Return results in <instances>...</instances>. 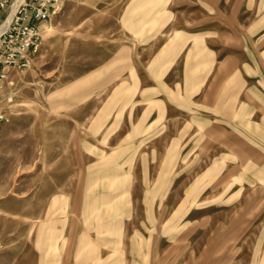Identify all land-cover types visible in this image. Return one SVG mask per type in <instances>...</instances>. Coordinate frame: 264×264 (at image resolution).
<instances>
[{"label":"rangeland","instance_id":"obj_1","mask_svg":"<svg viewBox=\"0 0 264 264\" xmlns=\"http://www.w3.org/2000/svg\"><path fill=\"white\" fill-rule=\"evenodd\" d=\"M0 111V264H264V0H61Z\"/></svg>","mask_w":264,"mask_h":264},{"label":"built area","instance_id":"obj_2","mask_svg":"<svg viewBox=\"0 0 264 264\" xmlns=\"http://www.w3.org/2000/svg\"><path fill=\"white\" fill-rule=\"evenodd\" d=\"M61 7V0H0V92L12 72L29 68L38 49L43 22ZM12 97L7 96L6 101ZM5 118L0 111V120Z\"/></svg>","mask_w":264,"mask_h":264},{"label":"bare ground","instance_id":"obj_3","mask_svg":"<svg viewBox=\"0 0 264 264\" xmlns=\"http://www.w3.org/2000/svg\"><path fill=\"white\" fill-rule=\"evenodd\" d=\"M21 0H17V2H20ZM6 25V22L5 23H2V25L0 26V30Z\"/></svg>","mask_w":264,"mask_h":264},{"label":"crops","instance_id":"obj_4","mask_svg":"<svg viewBox=\"0 0 264 264\" xmlns=\"http://www.w3.org/2000/svg\"><path fill=\"white\" fill-rule=\"evenodd\" d=\"M2 14H3V12L0 10V19L2 18ZM1 25H2V23H1ZM228 72H229V70L226 73H228Z\"/></svg>","mask_w":264,"mask_h":264}]
</instances>
